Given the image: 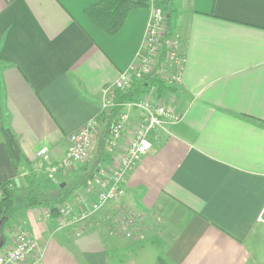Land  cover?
<instances>
[{"label":"crops","instance_id":"crops-1","mask_svg":"<svg viewBox=\"0 0 264 264\" xmlns=\"http://www.w3.org/2000/svg\"><path fill=\"white\" fill-rule=\"evenodd\" d=\"M99 1L0 0V186L25 194L50 181L65 195L83 176L74 165L47 181L37 152L59 160L69 135L96 118L104 88L142 50L152 5L183 38V80L166 95L181 121L151 134L128 176L124 199L144 215L142 238L94 225L77 236L57 230L46 208L19 207L38 243L27 264L264 263V0H149L112 36L86 15ZM4 126L26 159L19 171Z\"/></svg>","mask_w":264,"mask_h":264},{"label":"built area","instance_id":"built-area-1","mask_svg":"<svg viewBox=\"0 0 264 264\" xmlns=\"http://www.w3.org/2000/svg\"><path fill=\"white\" fill-rule=\"evenodd\" d=\"M150 9L142 50L138 52L136 60L122 70L112 84L104 88L101 108L96 118L69 135V146L59 160L52 159L48 148L37 152V156L48 164L47 175L51 179L74 165H86L99 140V122L103 121L111 109L119 108L105 139V150L115 162L113 169L109 173L98 172L93 175L84 183L81 191L73 192L71 198L58 204L55 217L57 230L71 228L77 236H81L94 225L124 239L143 237L144 215L124 199L128 176L133 167L152 149L151 134L156 130H167L181 121L180 114L167 103L155 99L153 93L133 101L119 102L116 98L119 91L131 90L136 80H141L149 73L157 49L164 40L166 15L157 6L152 5ZM180 56L175 53L172 55L178 68L175 76L178 85L183 80L186 65V57L181 59ZM126 134L128 138L123 148L122 141ZM12 185L9 184V187ZM2 192L0 186V199ZM90 197L91 200L87 201ZM106 207L109 210L104 218L92 220V217H97ZM44 215L48 219L52 218V213L47 208ZM37 250V241L26 229L20 228L13 247L0 250V264H27L28 258Z\"/></svg>","mask_w":264,"mask_h":264},{"label":"trees","instance_id":"trees-1","mask_svg":"<svg viewBox=\"0 0 264 264\" xmlns=\"http://www.w3.org/2000/svg\"><path fill=\"white\" fill-rule=\"evenodd\" d=\"M148 6L149 0H101L88 7L86 9V15L97 28L112 36L122 29L132 10L146 8ZM151 77V75H145L141 80H136L134 82L131 90L127 92L119 91L116 96L117 101L135 100L155 84L159 87L160 93L169 89L165 83L159 81L156 77ZM118 111L119 108H113L107 113V121H104V123L106 122L105 127L99 136L92 158L85 165L86 169L83 176L76 181L71 190L65 195L61 194L53 199L48 197L43 189L38 188L36 184H32V188L19 198L20 202L17 204V195L19 193H17L16 188H14V186L9 187V184H11L10 182L3 183L1 185L3 192L0 204V218L3 219V222L9 225L8 221L10 214L13 212L15 213V210L19 207L22 209L45 207L51 211L52 218H55L58 213V204L69 198L73 190L84 185L90 177L97 174L101 165L110 159V156L105 150V139ZM2 133L14 168L16 171H19L21 165L26 162L21 151L19 140L8 127L4 126L2 128ZM59 190H61V188H59Z\"/></svg>","mask_w":264,"mask_h":264},{"label":"rangeland","instance_id":"rangeland-1","mask_svg":"<svg viewBox=\"0 0 264 264\" xmlns=\"http://www.w3.org/2000/svg\"><path fill=\"white\" fill-rule=\"evenodd\" d=\"M163 32L165 34L164 40L162 37L163 42H162V44L159 45V47L157 49V54L154 58L155 61H153L152 65H151V69H150L149 73L146 75L147 76L151 75L152 77H156L159 81L165 83L169 87V89H166L160 93L159 87L155 84L154 86L150 87L145 93L140 95V97H138L137 99L145 96L146 94L151 95L153 93L154 96L156 97L155 99L159 100L160 102L167 103L166 95H168V92L174 91L180 85V84L179 85L176 84V82H175V76H176L178 68H177V64H176L175 60L172 58V55L174 53L177 54L178 56L181 55L180 56L181 59H182V57H185L184 53H182L180 51V46L182 44L183 38L179 32L171 31L167 17L165 19ZM130 101H133V100H130ZM103 125H104L103 129H104L105 123ZM44 176L48 181L49 177H48L47 173ZM39 184H40V187L43 189V191L45 193H47L48 197H51L54 199L55 197L61 195L59 193V189H56L59 187L58 185H56V183L51 184L49 181L48 183L44 182V183H39ZM69 184L71 185L73 183L69 182ZM30 185H32V184H30ZM54 186H55V188H54ZM23 194L24 193H19L17 195V202H16L17 204H19V202H20L19 198ZM1 197H2V195H1ZM69 198H71V197H69ZM69 198H67V199H69ZM1 199H0V204H1ZM89 200H91V197L87 198V201H89ZM16 210H15V213L13 212L9 216V221H8L9 225L5 224L6 222H2L0 224V241L1 240L5 241V247L6 246L12 247L13 246L12 244L15 242L17 232L20 230V228L25 229V228H23L22 223L18 222V220L20 219V214H18ZM108 210H109L108 207L104 208L101 212H99V214H97V217H95V216L92 217V220H99V218H101V217L104 218V216L106 215ZM1 220L2 219L0 218V221ZM260 264H264V263H260Z\"/></svg>","mask_w":264,"mask_h":264},{"label":"water","instance_id":"water-1","mask_svg":"<svg viewBox=\"0 0 264 264\" xmlns=\"http://www.w3.org/2000/svg\"><path fill=\"white\" fill-rule=\"evenodd\" d=\"M65 186V183H62L61 184V187H64ZM3 222V219L0 221V224ZM3 245H4V240H1L0 241V249L3 247Z\"/></svg>","mask_w":264,"mask_h":264}]
</instances>
